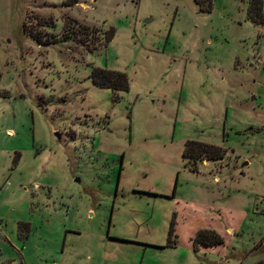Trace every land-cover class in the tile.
Segmentation results:
<instances>
[{
	"label": "rangeland",
	"instance_id": "obj_1",
	"mask_svg": "<svg viewBox=\"0 0 264 264\" xmlns=\"http://www.w3.org/2000/svg\"><path fill=\"white\" fill-rule=\"evenodd\" d=\"M247 2L0 0V264H264V22ZM186 140L221 160L191 171ZM203 229L221 241L194 242Z\"/></svg>",
	"mask_w": 264,
	"mask_h": 264
},
{
	"label": "trees",
	"instance_id": "obj_2",
	"mask_svg": "<svg viewBox=\"0 0 264 264\" xmlns=\"http://www.w3.org/2000/svg\"><path fill=\"white\" fill-rule=\"evenodd\" d=\"M75 0H66V4H72ZM260 0H248L245 17L254 25L262 24L264 18L261 13ZM72 21V20H70ZM111 33H106L104 35V43L111 39ZM69 38V37H68ZM32 39L38 44H49L54 43V40L51 38H46L45 40H40L37 35L32 34ZM67 38H64V40ZM42 41V42H41ZM89 80L90 83L98 88H107L112 92L117 91H126L127 90V79L124 73L114 70H107L98 67H92L89 71ZM223 155V150L216 145L207 144L194 140H186L183 143V148L181 150V157L190 161L191 166L189 169L195 171V162L196 161H220ZM173 190V187H172ZM173 191H171L172 194ZM23 228L24 233L27 231V226L25 223L17 224V231L20 234L19 230ZM171 229H169L168 235H170ZM194 242L200 243L205 246H210L217 244L221 241L220 237L213 232L212 230H199L194 235Z\"/></svg>",
	"mask_w": 264,
	"mask_h": 264
},
{
	"label": "crops",
	"instance_id": "obj_3",
	"mask_svg": "<svg viewBox=\"0 0 264 264\" xmlns=\"http://www.w3.org/2000/svg\"><path fill=\"white\" fill-rule=\"evenodd\" d=\"M224 112H225V109H224ZM204 162H206V161H202V163H204ZM22 223H25L26 224V226H27V230H28V226H29V222H27V221H24V222H22ZM22 236L21 235H19L18 233L16 234V239L18 240V239H20ZM21 240V239H20ZM19 241V240H18Z\"/></svg>",
	"mask_w": 264,
	"mask_h": 264
}]
</instances>
